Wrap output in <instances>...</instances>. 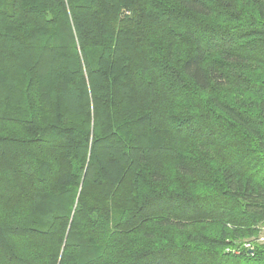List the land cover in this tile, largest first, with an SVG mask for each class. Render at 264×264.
I'll list each match as a JSON object with an SVG mask.
<instances>
[{
	"label": "trees",
	"instance_id": "obj_1",
	"mask_svg": "<svg viewBox=\"0 0 264 264\" xmlns=\"http://www.w3.org/2000/svg\"><path fill=\"white\" fill-rule=\"evenodd\" d=\"M264 0H0V264H264Z\"/></svg>",
	"mask_w": 264,
	"mask_h": 264
},
{
	"label": "built area",
	"instance_id": "obj_2",
	"mask_svg": "<svg viewBox=\"0 0 264 264\" xmlns=\"http://www.w3.org/2000/svg\"><path fill=\"white\" fill-rule=\"evenodd\" d=\"M263 243L264 242V233H261L258 238L255 240H244L241 244H237L236 247H226V252H234L238 253L242 248L247 249V250H254V245L255 243Z\"/></svg>",
	"mask_w": 264,
	"mask_h": 264
},
{
	"label": "water",
	"instance_id": "obj_3",
	"mask_svg": "<svg viewBox=\"0 0 264 264\" xmlns=\"http://www.w3.org/2000/svg\"><path fill=\"white\" fill-rule=\"evenodd\" d=\"M248 252H249V253H252V252H253V250H248Z\"/></svg>",
	"mask_w": 264,
	"mask_h": 264
},
{
	"label": "crops",
	"instance_id": "obj_4",
	"mask_svg": "<svg viewBox=\"0 0 264 264\" xmlns=\"http://www.w3.org/2000/svg\"><path fill=\"white\" fill-rule=\"evenodd\" d=\"M263 232H264V230H263Z\"/></svg>",
	"mask_w": 264,
	"mask_h": 264
},
{
	"label": "rangeland",
	"instance_id": "obj_5",
	"mask_svg": "<svg viewBox=\"0 0 264 264\" xmlns=\"http://www.w3.org/2000/svg\"><path fill=\"white\" fill-rule=\"evenodd\" d=\"M264 233V232H263Z\"/></svg>",
	"mask_w": 264,
	"mask_h": 264
}]
</instances>
